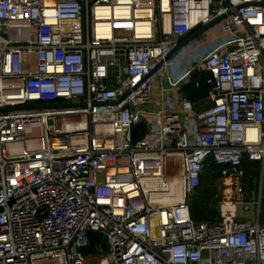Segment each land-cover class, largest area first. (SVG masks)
<instances>
[{
  "label": "built area",
  "instance_id": "2783aa9c",
  "mask_svg": "<svg viewBox=\"0 0 264 264\" xmlns=\"http://www.w3.org/2000/svg\"><path fill=\"white\" fill-rule=\"evenodd\" d=\"M246 164L264 181V0H0V264H264Z\"/></svg>",
  "mask_w": 264,
  "mask_h": 264
},
{
  "label": "rangeland",
  "instance_id": "374dc122",
  "mask_svg": "<svg viewBox=\"0 0 264 264\" xmlns=\"http://www.w3.org/2000/svg\"><path fill=\"white\" fill-rule=\"evenodd\" d=\"M206 172L204 184L190 197L191 211L193 218L197 222L201 221H216L218 215V203L215 196L219 192L218 184L212 173ZM246 200L245 203L250 206L249 212H244L242 208H238V217L244 221H251L253 223L257 220L255 204L262 202V218L261 223L264 222V190L263 170L260 165L246 164L245 174L243 177ZM264 192V191H263Z\"/></svg>",
  "mask_w": 264,
  "mask_h": 264
},
{
  "label": "trees",
  "instance_id": "16d2710c",
  "mask_svg": "<svg viewBox=\"0 0 264 264\" xmlns=\"http://www.w3.org/2000/svg\"><path fill=\"white\" fill-rule=\"evenodd\" d=\"M187 93V95L192 99V100H197L198 98L204 96V92L205 90L202 88H194L193 86H190L186 89L185 91ZM143 127L142 126H138L134 129L133 131V137L134 140H138L141 135L143 134ZM193 216V214H192ZM194 219V218H193ZM195 220V219H194Z\"/></svg>",
  "mask_w": 264,
  "mask_h": 264
},
{
  "label": "water",
  "instance_id": "95a60500",
  "mask_svg": "<svg viewBox=\"0 0 264 264\" xmlns=\"http://www.w3.org/2000/svg\"><path fill=\"white\" fill-rule=\"evenodd\" d=\"M218 20H216L215 22L209 24L208 26L204 27L203 29L197 31L196 33H194L193 35H191L190 37H188L186 40H184L182 43H180L173 52H175L177 49H179L180 47H182L183 45L187 44L188 42L192 41L195 37H197L198 35H200L201 33H203L204 31H206L207 29H209L211 26H213L215 23H217ZM172 52V53H173Z\"/></svg>",
  "mask_w": 264,
  "mask_h": 264
},
{
  "label": "bare ground",
  "instance_id": "6f19581e",
  "mask_svg": "<svg viewBox=\"0 0 264 264\" xmlns=\"http://www.w3.org/2000/svg\"><path fill=\"white\" fill-rule=\"evenodd\" d=\"M170 184H171V189L172 190H175L176 191V194L178 196V194H179V188L177 187L176 179L170 181Z\"/></svg>",
  "mask_w": 264,
  "mask_h": 264
}]
</instances>
